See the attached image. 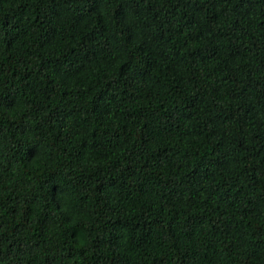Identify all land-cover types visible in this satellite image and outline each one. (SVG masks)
Listing matches in <instances>:
<instances>
[{"label":"trees","instance_id":"1","mask_svg":"<svg viewBox=\"0 0 264 264\" xmlns=\"http://www.w3.org/2000/svg\"><path fill=\"white\" fill-rule=\"evenodd\" d=\"M0 264H264V0H0Z\"/></svg>","mask_w":264,"mask_h":264}]
</instances>
